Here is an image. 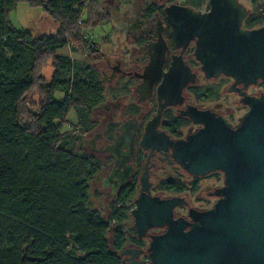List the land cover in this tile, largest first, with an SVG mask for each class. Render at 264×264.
Here are the masks:
<instances>
[{
  "label": "trees",
  "instance_id": "trees-1",
  "mask_svg": "<svg viewBox=\"0 0 264 264\" xmlns=\"http://www.w3.org/2000/svg\"><path fill=\"white\" fill-rule=\"evenodd\" d=\"M93 1L0 0V264H123L124 234L110 224L123 215L112 209L104 218L90 207L96 163L76 132L98 100L97 71L56 53L68 43L80 50ZM18 3L44 10L56 32L35 37L16 28L8 15ZM263 20L252 14L245 24ZM49 59L47 81L42 70ZM56 90L64 93L60 101L53 99ZM34 93L37 100L28 97ZM72 108L77 123L63 130Z\"/></svg>",
  "mask_w": 264,
  "mask_h": 264
},
{
  "label": "flooded vegetation",
  "instance_id": "flooded-vegetation-1",
  "mask_svg": "<svg viewBox=\"0 0 264 264\" xmlns=\"http://www.w3.org/2000/svg\"><path fill=\"white\" fill-rule=\"evenodd\" d=\"M177 1L184 0H136L118 4L105 0L107 9L101 7L104 12L100 13L105 19L91 20L90 26L96 28L102 21L111 19L115 34L84 35L81 40L80 52L91 61V65L83 67L96 69L101 90L97 102L90 108L87 126H80L78 136L82 138L84 151L96 163L93 176L99 177L108 213L119 209L123 215L119 222L111 221L114 226L127 215L133 219L131 210L135 207L134 200L140 194L141 179L144 177L149 183L150 195L183 199L182 203L173 207V217L191 221L190 209H210L218 198L215 191L224 184V173L221 170L205 174L188 172L176 160L174 144L203 128L204 119L210 116L221 117L235 128L250 109L246 98L264 95V79L245 85L225 74L205 75L195 55L197 37H189L188 29H175L168 18L166 7ZM238 2L247 11L242 29L264 24L263 20L252 26L246 25L248 16L264 14V9L256 13L240 0ZM201 5L184 1L183 4L178 2L177 9L183 18L187 11L183 7L196 13L208 11L209 3L204 9L200 8ZM95 14L96 17L99 15L98 12ZM109 36L114 37V44L106 41ZM103 42H107L104 48ZM220 92L231 96L242 111L234 115L230 106H224ZM73 111L77 123V113ZM123 124L133 127L132 152L123 156L124 166L117 177L110 178L116 159L106 146L114 142ZM166 168H175L177 174L161 177L155 183L152 180L154 172ZM213 177L218 178L215 180L217 183L208 182L205 196L197 195L196 202H190V194L197 192L199 182ZM115 183L117 187L112 191ZM129 188L132 193L121 202L119 196ZM119 225L124 234V245L120 250L127 247L142 249L143 252L135 259L143 261V264L150 263L145 252L150 236L163 232L166 227H151L139 238L133 225L129 233ZM131 232L133 235L129 236ZM120 257L123 264L130 262L128 254Z\"/></svg>",
  "mask_w": 264,
  "mask_h": 264
},
{
  "label": "water",
  "instance_id": "water-1",
  "mask_svg": "<svg viewBox=\"0 0 264 264\" xmlns=\"http://www.w3.org/2000/svg\"><path fill=\"white\" fill-rule=\"evenodd\" d=\"M178 2L184 3L166 7L168 18L175 29H188L189 37H197L195 55L206 76L225 74L245 85L264 79V24L242 29L247 11L238 0H208L204 13L183 7L187 10L183 18ZM246 102L250 109L235 128L210 116L203 128L174 144L176 160L188 172L224 173V184L215 191L218 198L210 209H190L191 221L173 217V207L183 199L152 196L149 183L141 179L131 210L137 236L143 237L151 227H166L150 236L145 250L148 264H264V95L248 97ZM132 141L133 127L123 124L106 146L116 159L110 178L120 173ZM116 187L115 183L112 191ZM142 252L127 247L119 255L128 254V264H143L135 259Z\"/></svg>",
  "mask_w": 264,
  "mask_h": 264
},
{
  "label": "rangeland",
  "instance_id": "rangeland-1",
  "mask_svg": "<svg viewBox=\"0 0 264 264\" xmlns=\"http://www.w3.org/2000/svg\"><path fill=\"white\" fill-rule=\"evenodd\" d=\"M115 3H131L132 1H136V0H113ZM155 1V0H154ZM166 1H171V0H166ZM241 3H243L245 6H247L249 9H252L253 12H260V9H264V0H240ZM94 5L92 7V11L90 12V18L91 20H95V19H102L105 17L100 14L103 13L104 10H101V7H103L104 9H107L106 7V2L105 0H94L93 1ZM208 3V0H204L203 1V5H201V9H204L206 7ZM86 11V10H85ZM84 11V13H85ZM96 12H98V16L96 17ZM8 18L10 20V22L16 27V28H21L24 29L26 31H29L33 36L38 37L44 34H53L56 32L57 30V23L41 8L39 7H29L27 6L25 3H18L16 5V7L10 11ZM106 18H111L109 16H107ZM114 22L113 20H105L102 21L100 23V25L96 28H93L92 26L88 25L85 26L83 29V33L84 35L87 37H96L99 34H103V35H110L113 36L115 33L112 31ZM111 36H109L108 38H106V41H112V44L115 43V39L114 37L111 38ZM123 39V37H121ZM101 41V40H100ZM102 42V41H101ZM102 43V48H104L105 43ZM111 44V43H110ZM107 48H110L107 47ZM56 53L58 55H65L67 58H69L75 66H86V65H91V61L88 60V58L86 56H84L80 50H74L72 48V44L68 43L66 44V46L59 48ZM52 63H51V59L48 60V62L46 63V65L44 66L43 70H42V74L44 76V78L49 81L51 78V73H52ZM215 85H217V83H214ZM221 93V92H220ZM224 94V93H223ZM222 93L220 94L221 96V101L223 102L224 106H230L231 109L234 111V115L239 114L242 111V108L240 110V108L237 107L236 102H234L233 98L231 96L228 95H223ZM34 96V97H33ZM30 99L33 97L35 98V100L38 99L37 93H34L33 95H29L28 96ZM64 97V93L61 90H56L53 94V99L60 101L62 100ZM236 110V111H235ZM65 119L67 120V123H64L62 126L63 130H67V129H72V124H76V115L75 112L73 111V109H70L67 113V115L65 116ZM77 134H78V130H76ZM175 175L177 174V171L175 168H171V169H163V170H158L155 171L153 174V179L155 181V183H157V181L164 176L167 175ZM99 177L96 175L92 177V179L89 182V195H88V201H89V205L92 208H95L97 210H99L100 214L104 217L107 218L109 213L107 211L106 208V202H105V198H104V192L100 186L99 183ZM183 178H186L183 176ZM218 180V178L213 177L210 180H204L202 179L199 182V187L197 189L196 193H191L190 194V202H196V196H205V188H206V184L208 182L211 181H215ZM215 183H217V181H215ZM156 187V186H155ZM157 190V188L155 189ZM158 191V190H157ZM112 226H114V223L111 222L110 223ZM119 224H121L124 228V231L128 233L131 231L132 229V225H133V219L127 215L126 218H124ZM111 235V230L108 231V239L110 238ZM128 235V234H127ZM133 235V233L131 232V234L129 236Z\"/></svg>",
  "mask_w": 264,
  "mask_h": 264
}]
</instances>
